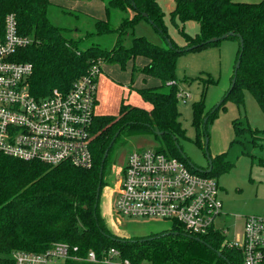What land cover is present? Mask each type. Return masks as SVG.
<instances>
[{
  "label": "trees",
  "instance_id": "obj_1",
  "mask_svg": "<svg viewBox=\"0 0 264 264\" xmlns=\"http://www.w3.org/2000/svg\"><path fill=\"white\" fill-rule=\"evenodd\" d=\"M103 1L106 2V19L96 20L94 32H85L83 37L73 38L67 36V29L50 21L47 11L53 3L51 0H0V24L4 23L8 14L13 13L19 33L31 39V43L18 52V60L33 66L28 86L34 96L43 97L55 89L67 92L91 67L97 64L103 66L104 63L116 64L125 70L132 62L130 88H134L132 84L137 71L144 78L153 77L160 81L157 87L139 90L144 101L150 103L149 109L123 100L118 115L96 117L92 145L94 165L90 169L50 166L0 154V262L8 264L15 251L40 253L55 243L65 242L77 246L81 257L94 250L101 259L105 252L115 248L120 252V259L128 260L130 264H241L240 252L223 245L224 236L221 234L199 238L204 240L203 243L177 223H172L168 230L142 237L118 236L102 217L101 194L107 184L105 177L114 147L125 131L152 134L157 150L185 161L174 140L176 137L179 143L180 138H185L178 107L183 96L176 76L180 54L218 43L220 41L206 42L234 32L235 35L229 38L238 42L235 63L242 54L241 65L234 87H230L223 98H233L236 103L243 104L244 91L248 90L264 112V0H175V8L170 13L171 21H179L184 26L187 22H196L199 26L194 35L185 32L182 26L183 45H178L169 37L165 13L158 0ZM111 8L122 12L130 10L133 15L125 17L117 28H113ZM141 21L151 25L172 46L153 43L145 36L137 35L136 25ZM110 33L117 34L110 49L99 45L82 47L88 38ZM237 34L244 40L243 51ZM189 48L192 49L187 51ZM139 57L149 60L140 69L135 62ZM192 110L195 143L205 146L202 138L206 133L204 120L208 118L211 121L216 111L207 110L204 92L201 99L193 103ZM240 123L237 120L233 122L237 136L243 131H264L253 130ZM118 130L120 135L104 163L101 193L97 199L101 162ZM156 132H162V135ZM225 159V154L214 157L213 170L233 166ZM208 174L215 175L213 171ZM64 264L103 263L66 260Z\"/></svg>",
  "mask_w": 264,
  "mask_h": 264
},
{
  "label": "built area",
  "instance_id": "obj_2",
  "mask_svg": "<svg viewBox=\"0 0 264 264\" xmlns=\"http://www.w3.org/2000/svg\"><path fill=\"white\" fill-rule=\"evenodd\" d=\"M30 43L29 37L19 33L16 16L8 14L0 24V154L90 169L102 64L91 67L67 92L55 89L36 97L28 86L33 66L18 60L20 49ZM199 170L156 148L132 151L114 190V217L117 222L120 216L168 220L197 238L219 233L224 236L223 245L240 252L242 264H264V216L247 217L243 232L228 237V230L217 221L223 213L221 187L214 176ZM78 253L77 246L58 242L40 253L15 251L8 264H57L60 260L130 264L120 259L115 248L101 259L94 250L86 257Z\"/></svg>",
  "mask_w": 264,
  "mask_h": 264
},
{
  "label": "rangeland",
  "instance_id": "obj_3",
  "mask_svg": "<svg viewBox=\"0 0 264 264\" xmlns=\"http://www.w3.org/2000/svg\"><path fill=\"white\" fill-rule=\"evenodd\" d=\"M51 1L53 3L49 6L47 15L55 26L67 29L66 34L69 37H83L85 32H94L96 20L107 17L106 2L103 0H67L71 4H84L78 10L68 8L63 0ZM258 1L250 0L249 2ZM158 3L165 13V24L169 37L178 45H183L185 39L180 30L184 24L179 21L174 23L170 18V13L175 8V0H158ZM132 15L133 12L130 10L122 12L119 9L111 8L110 21L113 28H117L125 17ZM75 29H79V31L76 32ZM198 29L199 26L196 22H187L184 26L185 32L190 35L196 34ZM135 33L145 36L153 43L167 44L166 40L145 21L136 25ZM116 37L117 34L114 33L95 35L85 40L82 47L99 45L102 48L110 49L114 45ZM129 44L130 40L127 41V45ZM237 51V40L227 38L208 47L182 53L178 56L176 63V76L181 90L180 94L183 96L179 100L178 107L181 113L183 136H185V138H180L179 145L187 156V161L195 165L197 169H208L205 146H198L195 143L196 132L192 126V105L201 99L204 92L207 110L212 109L216 113L206 125L203 141L208 139V153L212 159L217 155L225 154V160L233 164L228 169L215 168L212 170L221 187L220 197L223 201V213L217 221L219 226L228 230V237L231 238L233 235L243 232L247 217L264 216V131L260 133L243 131L237 136L233 126V122L237 120L244 127L264 130V112L248 90L244 91L243 104L236 103L233 98H223L231 87ZM104 65L108 64L104 63ZM117 66L124 75H128L127 72H129L130 78L132 77V62L127 64L125 70H122L119 65ZM136 66L140 69L138 62H136ZM135 74L136 77L142 75L139 71ZM116 76V71L112 74L107 68L97 80L96 112L98 116L118 115L123 100L133 106L145 109L151 107L149 102L144 101L139 90L159 86L158 79L155 78L156 85L145 87L138 85L130 88L123 82H117L120 80L114 79ZM140 83L138 81V84ZM235 140L237 141L234 142ZM232 142L234 143L232 144ZM153 144L152 134L125 131L114 147L112 164L115 163L117 170L116 173L112 172L105 177L107 184L102 190L101 203L103 201V206L105 205L108 226L118 236L142 237L172 227V222L168 220L139 219L127 216H120L118 218L120 222H117L111 209L113 196L115 197L114 190L119 179L118 171L126 163L128 155L136 149H155ZM107 210H109V215ZM57 264H64V262L60 260Z\"/></svg>",
  "mask_w": 264,
  "mask_h": 264
},
{
  "label": "water",
  "instance_id": "obj_4",
  "mask_svg": "<svg viewBox=\"0 0 264 264\" xmlns=\"http://www.w3.org/2000/svg\"><path fill=\"white\" fill-rule=\"evenodd\" d=\"M145 16H146V15H145ZM151 24H152V23H151ZM234 35H235L234 32H229V33H226V34L222 35L221 37L212 38V39L208 40L206 43H213V42H217V41H222V40L227 39V38H229V37H232V36H234ZM237 37H238L239 40H240L241 51H243V48H244V40H243V38L241 37V35H239V34H237ZM167 43H168V45H169L170 47L172 46L169 40H167ZM190 49H192V48L187 49V51L190 50ZM241 56H242V54L239 55V58H238V60H237V62H236V65H235V69H234V78H233V80H232L231 89L234 87L235 82H236L237 72H238V69H239V67H240V65H241ZM207 122H208V118H205V120H204V124H203V125H204V129L206 128V124H207ZM156 133H157L158 135H162V132H156ZM119 135H120V130H118V131L116 132V134L114 135V137H113V139H112V142L110 143L109 147L106 149V151H105V153H104V156H103V159H102V162H101V166H100V175H99V179H100V181H99V185H98V188H97V199L100 198V193H101V183H102V178H103V169H104V163H105V160H106V158H107L108 155H109L110 148H112V146H113L115 140L117 139V137H118ZM174 140H175V144H176V146H177V148H178L180 154L183 156V158H184L185 160H188V159H187V156H186V155L183 153V151L181 150V147H180L178 141L176 140V137H174ZM205 152H206V156H207V159H208V169H207V170H202V169H200L199 171H202V172L204 171V172H206V173H211L212 170H213V159L211 158V156H210L209 153H208V139H206V141H205ZM188 164H189L192 168L197 169V168L195 167V165L191 164L189 161H188ZM105 221H106V220H105ZM106 223L108 224L107 221H106ZM167 233L169 234V233H174V232H167ZM144 240H146V239H142L141 241H144ZM197 240H198V241H201V242L204 243V240H201V239H199V238H198ZM218 255H219V256H222L221 252H218Z\"/></svg>",
  "mask_w": 264,
  "mask_h": 264
},
{
  "label": "crops",
  "instance_id": "obj_5",
  "mask_svg": "<svg viewBox=\"0 0 264 264\" xmlns=\"http://www.w3.org/2000/svg\"><path fill=\"white\" fill-rule=\"evenodd\" d=\"M74 1H76V0H74ZM242 1H247V2H249L250 0H242ZM260 1V0H259ZM63 3L68 7V8H70V9H76V10H78L79 8H80V6L82 5H84V4H71V3H69V2H67V0H63ZM68 4H69V6H68ZM148 59H146V58H144V57H139V58H137L136 59V61L135 62H138V65L140 66V67H143L145 64H147L148 63ZM107 68H109L110 69V72H112V74H114V71H116V77H114V79H117V80H120V81H117V82H123L124 84H126V85H130V82H131V78H130V74H129V72H127L128 73V75L127 74H123L122 73V71L120 70H118L119 69V67L117 66V65H103L102 66V72H101V74L102 73H104V70L105 69H107ZM130 68V67H129ZM114 69H116V70H114ZM123 74V76H122V74ZM151 79H154V80H151ZM138 81H140L141 83L140 84H138ZM156 83H157V81H156V79L155 78H153V77H146V78H144V76L143 75H139L138 77H136V79L134 80V82H133V84H132V86L134 87V86H141V87H145V86H150V85H156ZM98 103V102H97ZM112 204V203H111ZM104 207H105V205L103 206V201H102V203H101V214H102V217L104 218V220H106V216H107V212H106V209H104ZM108 207V206H107ZM108 211V215H109V210H107ZM110 211H111V209H110Z\"/></svg>",
  "mask_w": 264,
  "mask_h": 264
},
{
  "label": "flooded vegetation",
  "instance_id": "obj_6",
  "mask_svg": "<svg viewBox=\"0 0 264 264\" xmlns=\"http://www.w3.org/2000/svg\"><path fill=\"white\" fill-rule=\"evenodd\" d=\"M112 159H113V158H112ZM111 164H112V160H110V162H109V164H108V170H107L108 174H112V172H113V173H116V170H117V166L115 165V163L112 164V166H111V168H110V165H111ZM124 166H125V164H124ZM124 166L118 171V173H119V179H118V181L120 180V178H121V176H122V174H123ZM115 168H116V169H115Z\"/></svg>",
  "mask_w": 264,
  "mask_h": 264
}]
</instances>
